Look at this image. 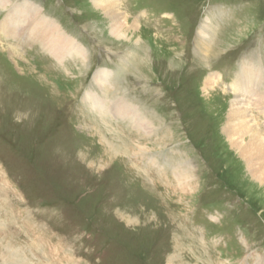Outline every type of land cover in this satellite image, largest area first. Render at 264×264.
Wrapping results in <instances>:
<instances>
[{"label": "rangeland", "instance_id": "obj_1", "mask_svg": "<svg viewBox=\"0 0 264 264\" xmlns=\"http://www.w3.org/2000/svg\"><path fill=\"white\" fill-rule=\"evenodd\" d=\"M25 1L86 55L0 32V264H264V186L222 135L264 0H120L128 38L97 0H9L0 25Z\"/></svg>", "mask_w": 264, "mask_h": 264}, {"label": "bare ground", "instance_id": "obj_2", "mask_svg": "<svg viewBox=\"0 0 264 264\" xmlns=\"http://www.w3.org/2000/svg\"><path fill=\"white\" fill-rule=\"evenodd\" d=\"M8 3L9 0H0L2 6ZM121 5L120 0H97V6L113 17V32L122 38H128V33L135 30L137 26L136 23L134 25L129 23V19L121 12ZM42 12L41 8L35 4L25 1L13 7L7 14L0 25V32L12 34L22 39L23 42L38 41L50 56L59 61H63L67 56L82 55L85 57L84 46L62 33L59 25L44 17L45 13L42 14ZM207 28L208 24L205 23L200 32L201 36L208 37ZM110 76L111 72L101 70L96 74L95 81L104 88ZM218 81L220 83V75H210L206 80V88L214 89ZM263 81L264 71L260 65L255 62L243 63L238 82L232 83L230 87L235 98L231 101L222 132L228 147L230 146L229 149L232 152L234 150L240 156L244 166L246 164L248 177L253 179L252 184L260 188L264 186ZM87 98L93 107L98 110L104 109L105 103L100 97L97 98L93 93H89ZM111 108L119 116L133 120L137 126L148 131L151 129L149 125L152 123L143 117L137 107L117 101L111 105ZM254 109L258 111V115L253 113ZM260 116L263 121L260 120Z\"/></svg>", "mask_w": 264, "mask_h": 264}, {"label": "trees", "instance_id": "obj_3", "mask_svg": "<svg viewBox=\"0 0 264 264\" xmlns=\"http://www.w3.org/2000/svg\"><path fill=\"white\" fill-rule=\"evenodd\" d=\"M231 151V150H230Z\"/></svg>", "mask_w": 264, "mask_h": 264}]
</instances>
